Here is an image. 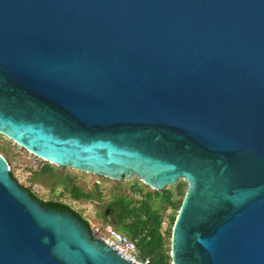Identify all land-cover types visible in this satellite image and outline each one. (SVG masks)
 <instances>
[{
  "label": "water",
  "instance_id": "95a60500",
  "mask_svg": "<svg viewBox=\"0 0 264 264\" xmlns=\"http://www.w3.org/2000/svg\"><path fill=\"white\" fill-rule=\"evenodd\" d=\"M0 134L57 167L187 189L172 264H264V0H0ZM0 264H133L0 155Z\"/></svg>",
  "mask_w": 264,
  "mask_h": 264
},
{
  "label": "trees",
  "instance_id": "16d2710c",
  "mask_svg": "<svg viewBox=\"0 0 264 264\" xmlns=\"http://www.w3.org/2000/svg\"><path fill=\"white\" fill-rule=\"evenodd\" d=\"M53 173L54 167L51 164H45L39 171L40 175H51ZM10 175L16 180L11 170ZM69 178L67 176V180H70ZM184 185L186 186L185 183L180 182L176 187L173 186L174 189H165L162 192L154 190L145 192L143 187L139 185L132 186V192L141 195L143 199L136 201L133 197L124 193L113 197L109 206L112 208L114 214L112 217L115 220L106 219L104 225L113 226L116 230L136 242L141 258L149 259L150 264H172L170 257L171 231L185 195ZM20 186L27 188L31 197L39 201L43 207L66 211L75 215L89 228L88 222L83 218L82 214L68 204L60 200L45 201L39 198L31 188L21 184ZM67 187L70 197L76 201L93 200L94 198V194L91 192L87 193L81 188ZM152 203H159L160 206L155 207ZM167 208L174 210L175 215L171 218L169 230L163 234L162 224L165 219L163 211Z\"/></svg>",
  "mask_w": 264,
  "mask_h": 264
},
{
  "label": "rangeland",
  "instance_id": "374dc122",
  "mask_svg": "<svg viewBox=\"0 0 264 264\" xmlns=\"http://www.w3.org/2000/svg\"><path fill=\"white\" fill-rule=\"evenodd\" d=\"M0 155L9 163L10 170L15 178L25 187L39 196V198L49 200H60L80 212L84 218L90 220L97 226H105V210L113 197L126 194L136 201H141L143 197L132 192V186H141L145 192L153 190L144 185L139 179L122 180L120 182L102 178L93 174L69 169L66 167H54L51 175H40L39 171L45 164H49L30 152L24 150L8 138L0 134ZM69 176L70 180H67ZM184 181H179L178 183ZM186 184V183H185ZM68 186V187H67ZM67 188H81L85 192L94 194L93 200L76 201L70 197ZM176 187V185L174 186ZM173 186L167 189H174ZM187 184L184 185L186 192ZM155 207L159 203H152ZM165 219L168 220V230L171 218L175 215L174 210L167 208L163 211ZM109 220V219H108Z\"/></svg>",
  "mask_w": 264,
  "mask_h": 264
},
{
  "label": "built area",
  "instance_id": "2783aa9c",
  "mask_svg": "<svg viewBox=\"0 0 264 264\" xmlns=\"http://www.w3.org/2000/svg\"><path fill=\"white\" fill-rule=\"evenodd\" d=\"M85 220L88 222L89 231L93 239L103 241L109 246L115 248L120 254L126 257L133 264H150L149 259L141 258L140 251L136 245V242L132 241L126 235L116 230L113 226H97L90 220ZM167 230L168 220L164 219V222L162 224L163 234H165Z\"/></svg>",
  "mask_w": 264,
  "mask_h": 264
},
{
  "label": "flooded vegetation",
  "instance_id": "af4514ba",
  "mask_svg": "<svg viewBox=\"0 0 264 264\" xmlns=\"http://www.w3.org/2000/svg\"><path fill=\"white\" fill-rule=\"evenodd\" d=\"M109 203L105 210V218L114 221L115 219L112 217L114 214H113L112 208L109 206Z\"/></svg>",
  "mask_w": 264,
  "mask_h": 264
},
{
  "label": "crops",
  "instance_id": "0c3cea01",
  "mask_svg": "<svg viewBox=\"0 0 264 264\" xmlns=\"http://www.w3.org/2000/svg\"><path fill=\"white\" fill-rule=\"evenodd\" d=\"M83 216V215H82ZM83 218H84V216H83ZM84 219H86V218H84Z\"/></svg>",
  "mask_w": 264,
  "mask_h": 264
}]
</instances>
